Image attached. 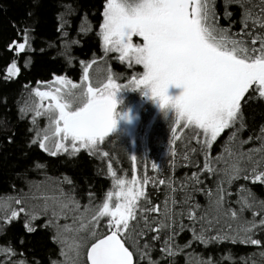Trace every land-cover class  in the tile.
I'll list each match as a JSON object with an SVG mask.
<instances>
[{
	"label": "trees",
	"instance_id": "obj_1",
	"mask_svg": "<svg viewBox=\"0 0 264 264\" xmlns=\"http://www.w3.org/2000/svg\"><path fill=\"white\" fill-rule=\"evenodd\" d=\"M105 3L0 0V253L8 248L14 253L0 255V264H88V248L107 232L108 217L95 226L90 220L114 190L109 165L118 179H131L134 171L141 185L145 178L149 181L143 184L145 197L138 201V222L131 221L133 227L123 237L134 264H264V228L258 226L252 234L259 244L240 242L243 229L264 218V183L244 178L251 177L253 169L264 171V99L255 93L246 94L242 118L238 115L210 149L199 129L177 125L174 113L165 116L139 89L123 92L125 101L118 106L123 111L140 102L132 156L129 140L113 135L96 151L76 154L53 156L33 143L49 134L48 117L35 116L36 88L58 77L80 82L89 64L95 87L109 75L121 85L142 76V65L122 62L102 48ZM214 10L218 27L228 29L229 35L249 44L251 38L264 36V28L252 23L264 21V0H214ZM248 13L250 35L241 37L242 18ZM25 29L28 47L17 55L10 46L24 42ZM13 62L18 73L9 78L6 71ZM73 92L79 94L80 89ZM206 152L212 172L203 170ZM68 200L72 203L62 209L60 202ZM45 205L47 214H42ZM21 207L26 212L11 220V211ZM155 207L158 212L141 211ZM30 213L38 216L31 221V232L25 228ZM141 215L148 217L147 227ZM166 246L172 255L162 251Z\"/></svg>",
	"mask_w": 264,
	"mask_h": 264
},
{
	"label": "snow or ice",
	"instance_id": "obj_2",
	"mask_svg": "<svg viewBox=\"0 0 264 264\" xmlns=\"http://www.w3.org/2000/svg\"><path fill=\"white\" fill-rule=\"evenodd\" d=\"M250 17L251 13H248L242 18L241 37L250 35L246 31ZM252 23L253 26L259 23L264 28V21L253 20ZM100 34L106 53L116 52L120 61L142 65L143 74L139 78L133 77L126 85L116 83L109 75L107 83L94 87L90 82L89 64L83 71V84L61 77L54 82L60 87H54L51 91L36 90L34 95L41 103L36 105L35 116L48 117L49 127L56 138L55 150L48 148L47 134L42 140H33V143L38 142L39 147L50 155L69 152V144L70 154H76L81 149L94 152L98 143L116 132L118 120L131 123V115L127 112L121 114L115 99L117 93L129 88L133 91L143 90V95L155 102L165 116L174 113L177 125L183 122L185 128L199 129L204 135L207 149L225 129L233 126L238 115L242 118V101L246 94L255 93L257 98L264 99V36L251 38L249 44L246 39L229 35L228 29L218 27L214 0H141L132 14H128L118 0H107ZM134 37H139L142 44L134 43ZM23 40L22 43L14 41L10 46L16 49L17 55L28 47L27 29L23 33ZM17 73V64L13 62L8 69V77ZM169 87L182 91L172 99L167 95ZM73 89H80L79 94L74 93ZM45 100L49 101L47 106L43 104ZM172 131L175 134L177 129L173 128ZM205 157L203 170L212 172L207 152ZM109 174L113 177L115 191L106 194L102 206L98 207L90 220V225L95 226L102 218L108 217L107 232L91 244L87 251V262L134 264V255L125 246L123 237L133 227L130 222H138V201L145 197V192L135 172L130 180L118 179L109 165ZM244 178H251L254 183H264V171L257 173L253 169L252 176L245 175ZM196 179L199 182L198 177ZM148 182L145 178L143 184ZM159 183L164 184L165 181L160 180ZM220 199L223 200V196ZM16 203L23 204V201L17 200ZM69 203L72 202L61 201L60 206L62 209L68 208ZM141 211L158 212L159 208ZM21 212H26V209L12 210L10 219L15 220ZM42 214H47V205ZM232 215L235 217L236 213ZM37 218L36 214H29L25 221L27 231L35 230L31 221ZM195 218L194 213L189 214V219ZM139 219L144 220L145 227L148 226L146 215H141ZM258 226L264 228V218L260 219L258 225L256 222L247 225L243 229L244 239L240 242L259 244V240L252 238ZM151 230L159 232L156 227ZM91 235L95 236L96 232L92 231ZM196 238L205 242L202 236ZM165 243L168 244L167 241ZM162 251L173 254L167 246ZM0 255L11 256L14 253L8 248Z\"/></svg>",
	"mask_w": 264,
	"mask_h": 264
},
{
	"label": "rangeland",
	"instance_id": "obj_3",
	"mask_svg": "<svg viewBox=\"0 0 264 264\" xmlns=\"http://www.w3.org/2000/svg\"><path fill=\"white\" fill-rule=\"evenodd\" d=\"M118 2L121 3V5L124 7L125 11L128 14H132L133 9L136 8V7H138V5L141 2V0H138L134 4L124 3L121 0H118ZM106 4H107V0H106V3H105V7H106ZM104 10H105V8H104ZM103 21H104V11H103ZM102 25H103V22H102ZM133 40H134V43L142 44V40L139 37H134ZM101 43H102V48H103L102 38H101ZM113 53H116V52H113ZM116 54H117L118 59H119V53H116ZM124 62L125 63H128V61H124ZM10 67H11V65L8 67V69ZM8 69L6 71L7 72V75H8ZM15 76H13L11 78H14ZM82 77H83V75H82ZM58 78H61V77H58ZM58 78H53L47 84L42 85L41 87L36 88L35 91L36 90H40V91H51V90H53L54 87H60L59 85H55V83H54L55 80L58 79ZM62 78H64V77H62ZM71 82H73V81H71ZM73 83L83 84L82 78H80V82L76 81V82H73ZM105 83H107V82H105ZM129 89L131 90V88H129ZM129 89L127 91H125L126 94L129 91ZM73 90H77V89H73ZM181 91H182V89H178V88H174V87H169L168 92H167V95L170 98L175 99L176 96L180 95ZM125 96L126 95H124L123 92L117 93V95L115 97V99L117 101V107L120 106V105H123V103L125 101V98H126ZM37 99H38V104L41 103V101L39 100L38 97H37ZM48 103H49V101H47V100L43 101L44 106H47ZM139 109H140V102L135 103L134 105L133 104H130L125 110L120 111L121 114L127 112V113H129L131 115V123H127L125 121L118 120L117 121V129H116V132L112 134L113 137H115V138H117V137H124V138H127L129 140V145H130V149H131V156L133 154L134 139H135V134H136V130H137V124H138V120H139ZM48 133H49L48 134L49 140L46 142L47 145H48V148L51 149V150H55L54 149V144H55L56 138H55V136L53 134V130L50 127L48 128ZM106 141L107 140H104L102 143H98L97 146H96V148L102 147ZM81 150H83V149H81ZM43 151L49 154L48 151H45V150H43ZM69 151H71V145L70 144H69ZM61 153H65V152H61ZM133 174H134V171H133ZM127 180H130V179H127ZM141 186L144 189V185L142 184ZM113 191H115V188H114ZM112 203H113V205L115 204V199H113Z\"/></svg>",
	"mask_w": 264,
	"mask_h": 264
},
{
	"label": "water",
	"instance_id": "obj_4",
	"mask_svg": "<svg viewBox=\"0 0 264 264\" xmlns=\"http://www.w3.org/2000/svg\"><path fill=\"white\" fill-rule=\"evenodd\" d=\"M90 247H91V246H90ZM90 247L88 248V250L90 249ZM88 250H87V251H88ZM86 259H87V253H86Z\"/></svg>",
	"mask_w": 264,
	"mask_h": 264
},
{
	"label": "flooded vegetation",
	"instance_id": "obj_5",
	"mask_svg": "<svg viewBox=\"0 0 264 264\" xmlns=\"http://www.w3.org/2000/svg\"><path fill=\"white\" fill-rule=\"evenodd\" d=\"M111 135H112V134H111ZM111 135H110V136H111ZM108 137H109V136H108ZM106 138H107V137H106Z\"/></svg>",
	"mask_w": 264,
	"mask_h": 264
}]
</instances>
